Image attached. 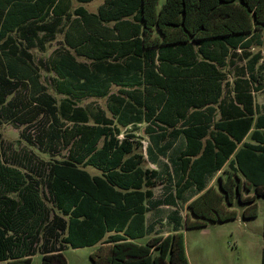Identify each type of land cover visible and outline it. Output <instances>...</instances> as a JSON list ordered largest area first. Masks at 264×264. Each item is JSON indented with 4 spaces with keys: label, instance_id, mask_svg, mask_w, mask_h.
<instances>
[{
    "label": "trees",
    "instance_id": "obj_1",
    "mask_svg": "<svg viewBox=\"0 0 264 264\" xmlns=\"http://www.w3.org/2000/svg\"><path fill=\"white\" fill-rule=\"evenodd\" d=\"M64 22L65 45L88 62L67 50L54 56L59 88L95 96L118 89L105 96L109 115L63 102L65 131H72L67 157L49 164L41 180L0 164V264H29L36 252L39 264H66L62 249L85 245L96 246L92 264H188L176 212L171 231L146 238V187L157 169L142 166L134 135L117 138L120 128L141 123L146 158L166 169L159 158L167 155L171 171L172 193L157 205L179 200L199 214V199L214 206L217 194L227 208L243 206L242 217L255 216V199H264V104L253 97L264 88V0H103L96 11L72 8V0H0V38L15 26L28 42ZM13 38L4 39L0 105L6 86L36 83ZM222 67L231 69L229 79ZM32 98L58 123L50 96ZM49 132L65 135L53 126ZM224 165L225 178L209 184ZM44 199L59 213L51 222Z\"/></svg>",
    "mask_w": 264,
    "mask_h": 264
},
{
    "label": "rangeland",
    "instance_id": "obj_2",
    "mask_svg": "<svg viewBox=\"0 0 264 264\" xmlns=\"http://www.w3.org/2000/svg\"><path fill=\"white\" fill-rule=\"evenodd\" d=\"M102 2L103 0L88 2L72 0V8L82 5L89 11H96ZM43 21H50V17H46ZM11 28L6 35L0 38V68H4L5 61L2 50L9 48L4 39L8 35H12L16 45L14 52L32 67L36 83L32 85L25 81L26 83L20 87L14 84L5 88V97L0 105V164L18 169L31 179L41 180V177L47 172L49 164L67 157L72 131L70 133L65 131V127L69 126V121L63 115L65 112L62 107L63 102L68 100L73 107L101 111L109 115L105 96L109 93H116L118 87L111 85L103 96L67 95L64 90L59 88L57 84L59 77L51 66V59L54 56L67 50L74 55L77 61L88 62L65 45L66 22L54 33L40 30L37 36L28 42L24 40L25 38L20 37L15 26ZM21 51L22 55H20ZM221 71L229 79L231 69L222 67ZM37 86H41L42 89ZM39 93H44L54 100L58 123L53 121L48 109L33 103L32 96ZM254 99L257 104L264 102V88L254 94ZM49 126L62 130L66 138L65 135L59 139L50 137ZM143 128L144 123L134 128H120L117 138L121 139L126 133L134 135V142L137 141L142 146V166L148 169H157L153 185L146 187L149 191L145 201L147 206L145 213L146 238L153 234L164 235L171 231L175 224L168 218L169 214L174 211L177 213L178 223L176 224H179L178 230L183 236L184 253L188 264H259L261 249L264 247V199L262 197L255 199L256 215L247 218L242 217L243 206L233 202L227 208L225 197L223 196L220 201L217 194L215 196L217 205L214 206H209L206 199H199L203 208V212L201 211L202 213L199 214L194 213L193 209L188 207L189 203H181L179 200H176V203L172 205H157L158 203H167L169 194L172 193L171 171L167 155L159 158V161L165 164L166 169L160 164L156 166L146 158L145 146L148 142ZM81 166L91 175L98 172L91 166ZM223 168L224 172H221L222 170L218 172L221 178H225L227 173V166L224 165ZM216 179H211L209 184L216 185ZM37 186L38 190L46 196V189L42 181L38 182ZM142 188L144 189V186ZM251 194V190H242V195ZM44 204L49 215L48 222H51L52 216L54 214L59 216V213L48 199H44ZM227 209L234 211V217L218 220V214H227ZM49 225L50 223H47L44 228L46 229V226ZM45 234L48 235L47 232ZM139 241L143 242L144 239ZM95 247L85 245L71 248L66 246L62 249V254L66 264H92L89 254ZM39 262L40 254L36 252L31 257L29 264H39Z\"/></svg>",
    "mask_w": 264,
    "mask_h": 264
},
{
    "label": "crops",
    "instance_id": "obj_3",
    "mask_svg": "<svg viewBox=\"0 0 264 264\" xmlns=\"http://www.w3.org/2000/svg\"><path fill=\"white\" fill-rule=\"evenodd\" d=\"M259 92V91H258ZM258 92H255V93H258ZM254 93V94H255ZM253 97H254V95H253ZM254 102L256 103V101H255V99H254ZM257 104V103H256ZM261 104H264V102L263 103H258V105H261ZM218 172H220V171H218ZM218 172L213 176V178H216L219 174H218ZM212 178V179H213ZM211 183V182H210Z\"/></svg>",
    "mask_w": 264,
    "mask_h": 264
}]
</instances>
